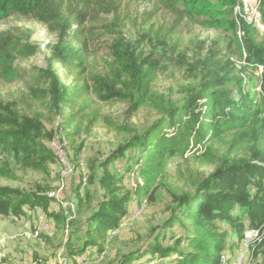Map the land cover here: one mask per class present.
Masks as SVG:
<instances>
[{
  "label": "trees",
  "instance_id": "1",
  "mask_svg": "<svg viewBox=\"0 0 264 264\" xmlns=\"http://www.w3.org/2000/svg\"><path fill=\"white\" fill-rule=\"evenodd\" d=\"M124 2L0 0V20L17 14L47 27L56 37L50 48V63H59L74 75L67 83L52 70L51 65L38 70L40 80L48 85L44 89L33 88L32 93L42 101L45 109L62 114V108H72L74 111L66 119L75 121L79 113L89 107L88 96L91 93L102 101L130 99L135 103L133 108L146 102L150 83L159 65H153L154 62L148 58L136 54V47L126 39L123 32ZM241 2L155 0L156 5L171 11L179 20L197 21L204 27L236 35L240 51L244 47L247 53V61L264 67V38H260L258 31L245 20L240 19V24L236 20L234 11ZM259 2L264 20V0ZM109 15L113 16V20L107 21L104 27L113 37L110 48L114 65H111L109 74L92 77L90 85L86 78L79 77L87 63L89 30L94 27L88 23L93 24L103 18L101 16ZM240 31L241 36L238 34ZM39 51L40 46L30 42L29 34L0 32V81L11 84L20 80L22 72L16 60L34 56ZM214 60L211 65L222 64L221 60ZM235 78L226 77L218 71L205 76L181 103L163 109L162 117L142 133H135L99 162V170H95L90 181L97 183L102 196L97 197L96 206L87 215L82 245L72 251L73 256L87 254V257L98 258L103 254L107 235L129 218V206L141 203L145 195L148 200H155V192L162 185L170 161L211 156L217 151L215 146L220 144L226 151L222 155H213L216 168L198 179L193 191L175 196L176 205L163 223L162 231L156 232L143 248L125 253L120 264H223L224 253L232 258L234 241L233 245L228 244L231 235L236 234L240 240L244 237V218L249 220L250 230L260 228L263 232V103L244 94L243 80ZM78 105L81 108L75 111ZM53 139L54 132L45 126L37 111L24 112L13 101H0L1 177L17 180L16 169L49 173L50 164L57 161L50 146ZM116 163L122 166L124 173L121 167H116ZM127 172H138L141 178L129 188L122 184ZM52 199L46 190L39 187L23 191L0 186V214L22 218L32 210L42 209L48 216L52 215L49 221L57 225L64 218V213L54 215L50 211ZM225 224L230 226L231 234L221 228ZM168 229L171 230L169 233ZM263 237L262 233L259 238L264 244ZM88 250L89 253H86Z\"/></svg>",
  "mask_w": 264,
  "mask_h": 264
},
{
  "label": "rangeland",
  "instance_id": "2",
  "mask_svg": "<svg viewBox=\"0 0 264 264\" xmlns=\"http://www.w3.org/2000/svg\"><path fill=\"white\" fill-rule=\"evenodd\" d=\"M122 10L123 32L126 39L136 47L135 53L148 58L154 62L153 65H159V70L150 83L148 98L144 104L133 108L135 103L130 99L102 101L91 93L88 96L89 107L79 113L75 121L66 119L74 111L72 108H62V114L50 111L32 93L33 88L44 89L48 85L38 76L41 68L51 65L52 70L67 83L74 77L61 64L50 63V48L56 42V37L44 24L27 16L15 14L0 20V32L29 34L30 42L40 46L36 55L16 60L22 72L20 80L11 84L0 81V101H13L24 112L37 111L41 114L45 126L55 134V139L50 142L51 148L54 150L53 146L59 142L66 153L73 176L66 192L67 200L74 199L78 209L74 220L63 214L65 199L59 196L65 193L67 182L60 151L54 150L57 161L50 164L49 173L16 169L17 180L0 176V186L23 191L37 190L38 187L46 190L53 198L50 211L54 215L60 213L64 216L58 223L55 222L57 225L54 233L48 235L41 230L48 225L49 219H52L49 216L52 215L48 216L42 209L32 210L22 218L0 214V264H120L125 253L143 248L156 232L162 231L163 223L171 216L176 205L175 196L193 191L194 183L216 168L213 155H222L226 148L220 144L215 146L217 151L211 156H191L170 161L166 166L162 185L155 192V200L150 201L145 195L141 203L129 206V218L124 219L117 229L107 235L103 254L98 258L92 255L87 257V254L74 258L72 251L82 245L81 233L84 231L87 215L96 206L97 197L102 196L97 183L90 181L95 170H99V162L109 157L135 133H142L162 117L163 109L181 103L205 76L216 71L232 79L241 78L243 93L263 103L264 109V67L260 68L261 64L257 66L252 61H247V53L244 47L240 51L236 35L204 27L197 21L179 20L171 11L165 10L160 4L156 5L155 0H125ZM101 17L103 18L93 24L87 22L94 27L89 30L91 34L87 37V63L79 77L86 78L90 85L93 83L92 77L109 74L111 65H114L110 48L113 37L104 27L107 21L113 20V16ZM238 34L241 36V31ZM259 35L264 38V34ZM159 39L163 40L159 42ZM206 57L209 59L205 60ZM214 59L221 60L222 64L211 65ZM230 84L232 86L233 83ZM80 108L78 105L74 109L77 111ZM115 165L122 169L119 163ZM124 171L122 169L123 173ZM82 177L86 178L84 186ZM140 179L138 172H127L122 184L129 188ZM243 220L244 237L240 240L236 234L231 235L232 239L228 244L234 241L232 258L229 259L230 254L224 253L222 263L264 264V244L259 238L262 233L264 235V229L263 232H260V228L256 229V232L259 230V235L254 237L252 232L245 240L246 233L251 230L249 220ZM74 226L79 229L78 236L70 234L75 230ZM221 228L231 234L229 225H222ZM166 231L169 233L171 230Z\"/></svg>",
  "mask_w": 264,
  "mask_h": 264
},
{
  "label": "bare ground",
  "instance_id": "3",
  "mask_svg": "<svg viewBox=\"0 0 264 264\" xmlns=\"http://www.w3.org/2000/svg\"><path fill=\"white\" fill-rule=\"evenodd\" d=\"M259 1L260 0H242L241 3L236 5L234 12L236 14V20L238 24H240V19H243L249 24H251L258 31L259 34L263 35L264 34V20L261 16V12H255V18L247 15V9H252V7L260 8ZM260 68H263V66L260 65ZM85 184H86V180L83 179L82 185L84 186ZM67 201L71 203L73 208H77L76 207L77 204L75 203L76 201L74 199H71V200L68 199ZM63 209H64V215L67 218H70V209L68 206H65V202L63 203ZM47 224L48 225L45 226L41 230V232H44L48 235H52L56 228L55 224L52 221H49V223ZM253 236L257 237L258 231L257 232L254 231Z\"/></svg>",
  "mask_w": 264,
  "mask_h": 264
},
{
  "label": "built area",
  "instance_id": "4",
  "mask_svg": "<svg viewBox=\"0 0 264 264\" xmlns=\"http://www.w3.org/2000/svg\"><path fill=\"white\" fill-rule=\"evenodd\" d=\"M255 12H260V8H255V7H252V9H247V15L248 16H251V17H254L255 18ZM54 147V150L55 151H60V155H61V159H63L64 161V174H65V181L67 182V189H65V193L60 195L59 197L61 199H65V206H68L69 209H70V220H74V218H76L77 216V213H78V209L77 208H73L71 203H69L67 201V190H68V187L70 186V179L73 177L72 176V172L69 168V165H68V159H67V156H66V153L63 151L60 143L58 142V145L56 146H53ZM81 179H86L84 177H82ZM69 220V221H70ZM256 231V229H252L251 231L247 232L246 233V238L245 240L249 237V235ZM238 264V263H237Z\"/></svg>",
  "mask_w": 264,
  "mask_h": 264
},
{
  "label": "crops",
  "instance_id": "5",
  "mask_svg": "<svg viewBox=\"0 0 264 264\" xmlns=\"http://www.w3.org/2000/svg\"><path fill=\"white\" fill-rule=\"evenodd\" d=\"M74 227H75V228H74L75 230H73V232L71 231L70 234H71V235H76V236H78V234H79V232H78L79 229H78L77 226H74ZM81 234H83V232H82ZM73 257L76 258V256H73Z\"/></svg>",
  "mask_w": 264,
  "mask_h": 264
}]
</instances>
